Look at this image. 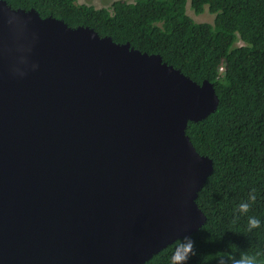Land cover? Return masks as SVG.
Wrapping results in <instances>:
<instances>
[{
	"label": "water",
	"instance_id": "obj_1",
	"mask_svg": "<svg viewBox=\"0 0 264 264\" xmlns=\"http://www.w3.org/2000/svg\"><path fill=\"white\" fill-rule=\"evenodd\" d=\"M159 54L0 0V264H143L206 221L186 133L214 112Z\"/></svg>",
	"mask_w": 264,
	"mask_h": 264
},
{
	"label": "trees",
	"instance_id": "obj_2",
	"mask_svg": "<svg viewBox=\"0 0 264 264\" xmlns=\"http://www.w3.org/2000/svg\"><path fill=\"white\" fill-rule=\"evenodd\" d=\"M5 1L128 41L197 83H213L216 110L186 128L196 150L213 162L196 198L206 221L143 264H218L220 258L232 264L242 252L264 264V0H114L101 7L77 0ZM187 1L195 14L206 5L213 22H195ZM250 194L255 200L240 213L238 205ZM249 216L260 220L258 227L249 230Z\"/></svg>",
	"mask_w": 264,
	"mask_h": 264
},
{
	"label": "clouds",
	"instance_id": "obj_3",
	"mask_svg": "<svg viewBox=\"0 0 264 264\" xmlns=\"http://www.w3.org/2000/svg\"><path fill=\"white\" fill-rule=\"evenodd\" d=\"M186 6H187V4H186ZM219 69L222 72L223 71V66L221 65ZM253 200H255V195L250 194L249 195V198H248V201H243V202H241L238 205V211L240 213H247L248 210H249V207H250V201H253ZM247 224H248L249 230H251V229L256 228V227L259 226L260 220L258 218H256L255 216H249L248 219H247ZM191 246H192V241L189 240L188 241V245H187L188 250L191 249ZM218 264H225L224 259L223 258H220ZM232 264H261V262L257 258L256 255H252V254H248V253L242 252L238 258H235V259L232 260Z\"/></svg>",
	"mask_w": 264,
	"mask_h": 264
},
{
	"label": "rangeland",
	"instance_id": "obj_4",
	"mask_svg": "<svg viewBox=\"0 0 264 264\" xmlns=\"http://www.w3.org/2000/svg\"><path fill=\"white\" fill-rule=\"evenodd\" d=\"M114 0H77L79 4H86V5H93L95 7H101V6H108L110 3ZM129 2H132L134 0H126ZM186 13L193 18L195 22H209L212 23L215 14L211 13L207 10V6L205 5L203 12L199 14H195L193 10L190 7L189 1L187 2L186 6Z\"/></svg>",
	"mask_w": 264,
	"mask_h": 264
},
{
	"label": "flooded vegetation",
	"instance_id": "obj_5",
	"mask_svg": "<svg viewBox=\"0 0 264 264\" xmlns=\"http://www.w3.org/2000/svg\"><path fill=\"white\" fill-rule=\"evenodd\" d=\"M78 3V2H77Z\"/></svg>",
	"mask_w": 264,
	"mask_h": 264
}]
</instances>
